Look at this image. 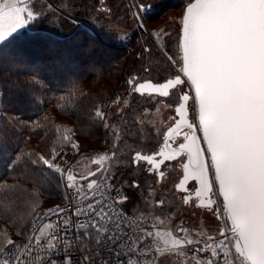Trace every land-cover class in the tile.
I'll return each mask as SVG.
<instances>
[{
  "label": "snow or ice",
  "instance_id": "obj_1",
  "mask_svg": "<svg viewBox=\"0 0 264 264\" xmlns=\"http://www.w3.org/2000/svg\"><path fill=\"white\" fill-rule=\"evenodd\" d=\"M135 7L137 17L149 10L143 3ZM0 14L8 17L0 28V44L46 15L25 0H0ZM178 24L176 58L169 55L167 46L159 50L176 71L161 81L140 82L139 77L127 81L135 94L174 96L176 116L163 132L157 130L162 145L158 143L151 154L133 149L128 164L139 166L153 179H163L162 166L175 162L182 174L176 187L187 193L184 203L194 194L200 207L223 217L221 235L230 237L236 256L228 264H264V0H186ZM92 116L104 121L105 129L111 127L102 106ZM59 155L54 153L50 161L43 158L48 161L45 167L71 190L64 198H74L83 187L71 171L57 163ZM106 159L101 156L95 163L102 165ZM141 162L148 167L143 168ZM128 187L140 190L141 184L129 181ZM87 188L95 202L80 207L77 201L75 225L69 218L61 225L39 229L42 236L48 234L43 254L33 247L35 237L26 235L28 230L37 231L36 223L28 220L35 208L21 217L26 231L18 234L25 235L24 242L18 243L6 230L0 232V264H140L141 256L149 255L146 250L152 239L174 249L195 243L169 230H151L165 223L158 218L163 199L153 214L152 205L143 199L142 207L125 209L129 197L110 183L106 197L97 198L101 186L96 180ZM144 193L150 195L147 182ZM41 215H51V211Z\"/></svg>",
  "mask_w": 264,
  "mask_h": 264
},
{
  "label": "trees",
  "instance_id": "obj_2",
  "mask_svg": "<svg viewBox=\"0 0 264 264\" xmlns=\"http://www.w3.org/2000/svg\"><path fill=\"white\" fill-rule=\"evenodd\" d=\"M49 1L64 11L62 0ZM31 2L46 15L0 45V89L7 104L4 110L7 114L0 116V232L6 230L12 235L26 231L21 217L33 208L36 211L43 197H65L62 180L45 167L43 159L48 158L47 145L54 132L60 134L50 125L57 113L49 112V109L58 104L57 110L72 115L79 128L92 133L88 137L102 141L106 136L103 132L107 131L92 113L98 106L104 109L105 102L91 89L82 88L81 84L120 66L126 51L125 45L114 35L94 25L90 18V0H72L74 5L69 13L86 21L95 32L62 17L64 12L46 7L49 3L42 0ZM56 18L60 19L55 21ZM99 58L96 62L95 59ZM142 102L145 101L134 98L133 108L123 118L115 117V123L125 126L123 131L128 140L124 143L127 145L136 143L133 132L139 126L137 115L145 108ZM32 137L41 142L37 145L39 150L47 144L43 155L29 146ZM59 138L55 143L65 145V139L72 140V135L65 132ZM70 146L75 144L66 147ZM9 179H12L11 183H4ZM113 180L127 194L114 177ZM32 217L28 216V220L31 221ZM205 243L202 241L197 245Z\"/></svg>",
  "mask_w": 264,
  "mask_h": 264
},
{
  "label": "rangeland",
  "instance_id": "obj_3",
  "mask_svg": "<svg viewBox=\"0 0 264 264\" xmlns=\"http://www.w3.org/2000/svg\"><path fill=\"white\" fill-rule=\"evenodd\" d=\"M31 1L33 0H25L26 3H30ZM42 1L45 4L49 3L57 12H64L63 14L66 17H62L68 18L67 20L76 22L81 26H83L81 22L88 24L86 21L75 18L69 13L74 5L72 0H62L64 11L49 0ZM136 3H143L149 6V10L145 11L143 16L149 29L153 31L154 34L156 33L155 38L151 37V31L146 30L145 26H143L140 17L134 15L137 10L135 7ZM30 4H32V2ZM90 5V18L93 20L94 25L97 28L107 31L110 35H114L117 41L125 45L124 47L126 49L120 66L117 65L111 69V72L81 84L82 88L91 89L98 99L105 102L103 110L107 112L108 119L111 120L109 121L111 127L105 129L103 127L105 122L101 121L104 131L107 132H103L106 136L102 141H96L95 137H88L90 134L92 135V133L88 130V133H85L82 128L78 127L79 125L72 115L57 110L58 104L52 106L49 112L53 111V113L57 114L55 117L53 115V121H51L50 125H52L53 129L57 128L62 135L65 132L68 134L71 133L72 140L65 139L67 140V144L59 145V143H55V141L60 139V134L58 135L54 132L53 137L48 141V145L46 144L48 161L51 160V156L54 153L57 152L56 154H58L62 150L72 148L78 151V149H89L92 146L106 143V146H108L112 153L109 169L106 173L111 174L112 177L127 190L129 201L126 205L128 209L132 208L133 205L142 207L141 200L143 199L150 202L152 205V212L156 214L157 210L160 209L158 201L163 199L165 205L162 214H160L158 218L164 220L165 223L161 225L162 229L158 231L169 230L174 232V234L182 240L187 239L195 242L190 246L185 245L175 249L165 247L158 264L186 263L191 260V251L196 247L195 245L202 243V241H207L209 243L211 236H222L221 231L222 228L224 229L223 217L213 216L210 210L195 205L194 203H184L185 193L179 192L175 186L178 183L179 177L182 175L179 165L175 162L164 166L163 170H166V175L163 179H153L152 174L142 172L139 166H129L128 157L133 149H139L146 153L155 150L158 143L160 145L162 144V137L156 134L157 130L163 132L171 123L173 117H175L174 109L176 105L173 102L175 100L174 96L171 98H164L153 94L149 96L135 94L132 93L131 87L127 84V81L132 77H139L140 81L146 79L161 81L176 71L174 66L159 50L165 48V43H167L169 55L176 58L174 55L177 52L176 45H170L168 43L171 41L172 44H175L177 40V31L179 28L178 21L186 5V0H104L103 4H101L99 0H90ZM59 19L56 18L54 20L58 21ZM7 20L8 17L6 15L0 14V28L5 26ZM88 26L91 27L89 24ZM27 28L28 26L18 30L13 36L22 33ZM91 28L93 29V27ZM93 30L92 32H95ZM136 59L137 61L134 63ZM95 60L98 62L100 58ZM131 67L133 68L130 69ZM114 73L118 75H114ZM1 91L0 89V102L2 100L0 104V116L7 114L4 113L7 104H5L4 99L1 97L3 96V92ZM117 96L119 99H116ZM114 97L115 100H112ZM134 98L145 101L142 102L145 108L143 109L142 107L143 111L137 115L136 121L139 126L136 132H133V138L136 143L127 145L124 143L125 140H128L123 131V127L125 126L115 123L114 120L116 115L121 119L133 108ZM125 100L129 102L128 105H125ZM45 114H47V112ZM36 122L39 124V121ZM73 132H76V135ZM38 143H41L39 139L32 137L29 141V146L36 149L41 156L45 152L43 148H45L46 145L43 146L42 150H39L37 146ZM71 144H75V146L66 147ZM77 144L81 145H78L76 149ZM48 161H45V163ZM141 165L143 168L148 167L144 162H141ZM88 167L91 168L90 165ZM129 181L139 182L141 184V189L137 190L128 187ZM6 182L11 183L12 179L4 181V183ZM145 182H147V192L150 195H145L144 193ZM190 188H192V184H190ZM43 199L42 204L35 211V215H33L31 219L32 222L39 211L57 206L64 200L48 197H43ZM30 228L31 223L28 229ZM181 228L184 229L183 232H181ZM224 231L225 229L223 232ZM29 233L30 230L26 232V235ZM222 237L224 238L226 236ZM13 239L18 243H22L25 239V235H19L14 232Z\"/></svg>",
  "mask_w": 264,
  "mask_h": 264
},
{
  "label": "built area",
  "instance_id": "obj_4",
  "mask_svg": "<svg viewBox=\"0 0 264 264\" xmlns=\"http://www.w3.org/2000/svg\"><path fill=\"white\" fill-rule=\"evenodd\" d=\"M115 97L114 99L112 98V100H115ZM59 153H61V155L57 157V163H59L60 166L65 169L66 172L71 171L72 174L76 176L77 180L80 181L83 187V191L80 192L79 195L75 196L74 198L73 196H69L68 199L64 198V200L61 201L60 204L57 206L42 209L41 211H39L38 215L33 221L37 225V231H30V233L28 234L29 236L35 237L33 247L39 254H43V243H46L48 240V234L42 236L39 229L44 228L48 224H52L53 226L61 225L65 219L69 218L73 221V224L75 225L77 223V217L74 215V205L77 203V201H79L80 207H86L87 203L91 201L92 190L88 189L87 185L93 180H96L97 183L101 186V193H97V198H99L101 194H103L105 197L108 195L109 190L106 188V185L109 183L112 185L113 189L119 188L125 193V190L122 187L116 185L113 180V177L109 173H106L109 169L110 160L112 158V153L109 150L108 146H106V143L97 146H92L89 149H78V151H75V149L71 148L68 150H62ZM101 156H106L107 159L102 165H97L95 161ZM89 165L91 166V168L88 167ZM92 173H95V175H92ZM64 191L65 196L71 192V190L66 189L65 187ZM91 202L94 203L95 201ZM124 207L125 209H127L125 205ZM57 208L64 211H62L61 213H57L55 211V209ZM50 211L51 215H41L49 213ZM140 218V214H137V219L139 220ZM80 219L84 218L81 217ZM160 229H162L161 226H159L158 228H153L151 230L157 231ZM67 231L71 233V229H68ZM229 238V236H226L224 238L222 237L218 240H214L211 243H208L206 241L205 244L201 246H196L191 251V260L182 264H208L209 261H211L212 264H228V262L233 261L236 258L234 247L229 244ZM221 245H223V247H221ZM164 250L165 246L163 245L162 241H159L158 239H152L149 248L146 250L149 255L141 256L140 264H151L152 260H155L156 264H158L161 254ZM213 251L216 252L215 256L211 254ZM61 255H64V253L61 252ZM73 255H76V253H73ZM38 258L39 257L37 256L33 257L32 259L33 261H35ZM53 258L59 259V257Z\"/></svg>",
  "mask_w": 264,
  "mask_h": 264
},
{
  "label": "water",
  "instance_id": "obj_5",
  "mask_svg": "<svg viewBox=\"0 0 264 264\" xmlns=\"http://www.w3.org/2000/svg\"><path fill=\"white\" fill-rule=\"evenodd\" d=\"M82 23V25L84 26V27H86V28H88V29H90L91 31H92V28L91 27H89L88 26V24H86L85 22H81ZM148 80H151V79H146V80H144V81H140V82H145V81H148ZM151 81H153V82H156V81H154V80H151ZM145 95H148V94H145ZM153 95H156V94H153ZM175 116H176V113H175ZM178 118V117H177ZM162 145V144H161ZM180 179H182V176H181V178ZM180 181V180H179ZM179 181H178V183H179ZM177 183V184H178ZM191 182H189V184H190ZM176 184V185H177ZM189 184H188V188H189ZM176 189L179 191V192H181L177 187H176ZM189 191H191L190 189H189ZM186 195H187V193H185V197H186ZM193 197H195L194 196V194H193ZM197 205L199 206V201H198V203H197ZM223 231H221V233H222ZM220 238H222V236L220 237V236H217V237H215V236H211L210 237V240H209V243H211V242H213L214 240H218V239H220Z\"/></svg>",
  "mask_w": 264,
  "mask_h": 264
},
{
  "label": "flooded vegetation",
  "instance_id": "obj_6",
  "mask_svg": "<svg viewBox=\"0 0 264 264\" xmlns=\"http://www.w3.org/2000/svg\"><path fill=\"white\" fill-rule=\"evenodd\" d=\"M151 152L152 151H150V152H146L145 154H151ZM172 162H165V165H163L162 166V169L161 170H163V168H164V166H166V165H168V164H171ZM147 168V167H146ZM165 171V173H166V170H164ZM182 176V175H181ZM181 176L179 177V180H180V178H181ZM178 180V181H179ZM191 184V183H190ZM190 184H189V189L191 190V188H190ZM176 186V185H175ZM184 198H185V194H184ZM188 203H194L195 205H197V203H198V201L195 199V197H193L192 198V200L190 201V202H188ZM183 246H185V245H183Z\"/></svg>",
  "mask_w": 264,
  "mask_h": 264
},
{
  "label": "bare ground",
  "instance_id": "obj_7",
  "mask_svg": "<svg viewBox=\"0 0 264 264\" xmlns=\"http://www.w3.org/2000/svg\"><path fill=\"white\" fill-rule=\"evenodd\" d=\"M136 5H137V3L135 4V6H136ZM136 11H137V10H136ZM143 13H144V12H142L141 15L139 16V17H140V20H142V24H143V26H145L146 30L151 31V30L149 29V27L147 26V24H146V21H145V19H144ZM155 34H156V33H155ZM155 34H154L153 31L150 32V35H151V37H153V38L156 37ZM148 96H149V95H148ZM112 172H113V171H112ZM223 230H224V229H223Z\"/></svg>",
  "mask_w": 264,
  "mask_h": 264
}]
</instances>
